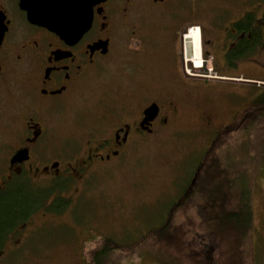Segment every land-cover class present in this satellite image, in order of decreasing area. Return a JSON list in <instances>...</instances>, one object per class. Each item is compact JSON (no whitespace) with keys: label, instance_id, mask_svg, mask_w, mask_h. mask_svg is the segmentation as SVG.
<instances>
[{"label":"flooded vegetation","instance_id":"flooded-vegetation-1","mask_svg":"<svg viewBox=\"0 0 264 264\" xmlns=\"http://www.w3.org/2000/svg\"><path fill=\"white\" fill-rule=\"evenodd\" d=\"M158 21H166V25L158 27ZM190 27H199L200 38L195 32L187 34ZM125 37L130 38L136 56L160 50V64L181 80L177 94L169 96L162 90L157 97L144 96L138 115L120 123L108 140H89L81 150L74 140L73 144L70 139L64 145L57 143L59 136L50 132L48 114L60 110L105 59L118 51ZM184 42L195 48L194 55L202 61L198 73H183L193 65L190 52L185 58L189 45ZM160 44L165 46L153 48ZM159 77L166 78L158 71L154 78ZM240 85L246 94L232 95L231 90ZM6 92L16 100L8 128L15 143L5 149L0 138V192L10 183L27 181L44 195L8 232L0 258L6 249L16 254L26 249L32 235L65 216V207L79 188H72L74 193L54 191L58 179L77 184L87 181L94 171V159L118 156L132 137L163 128L188 102L203 111L201 126L215 131L235 114L258 108L264 92V0H97L92 5L90 27L79 38L67 40L29 22L19 0H0V97ZM216 97L225 102L231 115L225 123H217L213 117ZM151 104H156L157 113L145 122L143 111ZM19 151L26 152L27 158L10 162ZM38 174L48 178L41 182ZM57 199L65 206L56 208ZM41 217L43 224L36 225ZM77 234V241L87 236L81 229Z\"/></svg>","mask_w":264,"mask_h":264},{"label":"rangeland","instance_id":"rangeland-1","mask_svg":"<svg viewBox=\"0 0 264 264\" xmlns=\"http://www.w3.org/2000/svg\"><path fill=\"white\" fill-rule=\"evenodd\" d=\"M155 25L164 26L166 21H158ZM193 32L199 36L194 28L188 35ZM163 46L165 44L153 48ZM194 49L191 45L189 51L185 49V55L188 52L192 54L190 60L194 64L186 67L185 75L198 73L197 67L201 65ZM161 58L160 50L136 56L132 52L130 38L122 39L118 51L105 59L94 76L70 95L60 110L48 114L50 132L59 136L57 143L64 145L70 139L73 144L74 140L81 150L89 140H108L120 123L138 115L144 96L157 97V92L162 90H167L169 96L176 95L181 80L172 75L167 66L160 64ZM158 71L166 78H154ZM231 94H246L245 87L236 86ZM192 95L198 96L197 93ZM214 105L213 117L217 123L231 119L221 98L216 97ZM15 106L16 100L7 92L0 97V138L5 141V149L15 143L8 131ZM202 113L188 102L163 128L132 137L118 156L103 161L94 159V171L87 181L77 184L58 179L59 182L52 186L57 189L54 191L69 189L68 192L74 193L72 188H79L65 207V216L59 218L54 226L32 235L26 249L19 253L6 249V254L3 252L5 256L0 258L3 264H95L92 255L101 250L105 238L118 240L123 245L134 241L158 224L168 205L185 191L191 181L196 182L194 194L197 195L194 225L198 234H204V226L209 220H214L216 206L220 205V199L226 193H218L217 196L219 190L215 186L205 189L206 179L197 177L198 173L194 176L202 153L217 132L201 126ZM236 136L230 140L221 158L225 164L242 167L241 172L245 170L252 176L254 228L250 239L252 260L248 264H264V114ZM232 175L223 173L217 175V179L226 185L227 178H232ZM37 178L43 182L48 177L38 174ZM64 195L70 196V193ZM38 220L36 225H42L44 219ZM79 229L87 235H84V241H77ZM172 229L185 235L189 233L190 224L183 219L173 224ZM11 246H14L13 242ZM106 264L176 263L163 248L154 244L153 247L130 251L112 250Z\"/></svg>","mask_w":264,"mask_h":264},{"label":"trees","instance_id":"trees-1","mask_svg":"<svg viewBox=\"0 0 264 264\" xmlns=\"http://www.w3.org/2000/svg\"><path fill=\"white\" fill-rule=\"evenodd\" d=\"M259 99L258 108L252 112L235 114L230 122L215 133L194 169V176L198 173L197 177L206 179L203 184L205 189L215 186L219 190L217 196L226 193L220 199V205L216 206L214 220H209L208 225L204 226V234H198L194 225L197 195L194 194L196 182L191 181L187 183L185 191L168 205L158 224L134 241L123 245L118 240L105 238L101 250L92 255L94 263L106 264L112 250L130 251L153 247L155 244L163 248L176 264H248L252 260L250 239L254 228L252 176L245 170L241 172L242 167L225 164L221 155L231 139H236V135L246 131L264 114V92ZM223 173L233 174L232 178H227L226 185L217 179ZM43 195L33 190L27 181L22 184L10 183L7 189L0 192V247L8 232L41 203ZM55 202L56 208L65 206L59 199ZM183 219L190 224L189 233L185 235L172 229L173 224Z\"/></svg>","mask_w":264,"mask_h":264},{"label":"water","instance_id":"water-1","mask_svg":"<svg viewBox=\"0 0 264 264\" xmlns=\"http://www.w3.org/2000/svg\"><path fill=\"white\" fill-rule=\"evenodd\" d=\"M96 2L97 0H19V6L26 11L29 22L55 31L67 40L79 38L90 27L92 5ZM156 113V104H151L143 111V121L152 119ZM26 158L27 153L19 151L13 154L10 162Z\"/></svg>","mask_w":264,"mask_h":264},{"label":"bare ground","instance_id":"bare-ground-1","mask_svg":"<svg viewBox=\"0 0 264 264\" xmlns=\"http://www.w3.org/2000/svg\"><path fill=\"white\" fill-rule=\"evenodd\" d=\"M199 38H200V36H199ZM186 45V44H185ZM201 55V54H200ZM186 57H188V55H185ZM190 59V58H189ZM201 64H202V61H201ZM194 65V64H193Z\"/></svg>","mask_w":264,"mask_h":264}]
</instances>
